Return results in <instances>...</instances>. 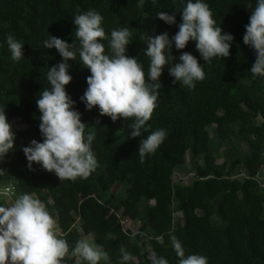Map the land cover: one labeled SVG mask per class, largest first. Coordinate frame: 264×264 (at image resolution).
Here are the masks:
<instances>
[{
  "label": "trees",
  "instance_id": "obj_1",
  "mask_svg": "<svg viewBox=\"0 0 264 264\" xmlns=\"http://www.w3.org/2000/svg\"><path fill=\"white\" fill-rule=\"evenodd\" d=\"M205 2L222 32L234 37L230 56L207 63L194 42L180 51L173 45L174 59L178 62L182 52H190L202 64L205 79L189 89L173 83L165 66L159 78L158 107L148 122L149 131L141 137L129 138L131 120L113 122L100 116L98 108L86 111L80 97L90 72L79 57L69 61L72 81L66 92L76 102L82 122L89 125L86 132L96 133L92 150L98 161L88 178L72 181L59 180L38 164L29 170L22 151L32 140L42 142L36 100L50 87L48 69L62 62L55 49L43 47V41L50 35L74 43L73 17L96 10L104 18L102 26L109 38L113 29H129L132 43L126 55L137 57L147 72V37L167 32L171 39L184 4L181 0L156 4L152 0L143 4L140 0H0V108H5L15 133L14 149L0 163L5 171L0 187L12 185L15 198L29 193L44 202L79 264L87 262L73 249L89 233L108 253V260L100 264H120L121 248L135 258L128 264H149L151 251L169 264H178L173 236L185 255L206 256L208 264H264V187L258 179L264 168V77L250 73L255 53L243 43L251 15L248 5L254 7L255 0ZM160 11L175 13L176 24L157 19ZM8 35L24 44L19 62L11 57ZM103 43L108 51V40ZM16 120L25 128H17ZM160 128L167 131L165 141L141 163L140 141ZM213 140L227 146L222 163L212 149ZM187 163H193V180L176 184L175 172ZM0 204L8 205L3 198ZM119 217L135 224V230H124Z\"/></svg>",
  "mask_w": 264,
  "mask_h": 264
},
{
  "label": "clouds",
  "instance_id": "obj_2",
  "mask_svg": "<svg viewBox=\"0 0 264 264\" xmlns=\"http://www.w3.org/2000/svg\"><path fill=\"white\" fill-rule=\"evenodd\" d=\"M144 0H140L143 4ZM158 0H152L156 4ZM184 7L177 33L169 38L164 32L149 35L144 54L149 58L148 70L137 57L126 55L132 43L128 28L113 29L110 38L102 26L104 18L96 10L78 13L73 17L75 41L50 36L43 41V47L55 49L62 62L47 71L50 87L43 89L36 100L39 116V132L42 142L32 140L22 149L29 170L33 164L54 173L59 180L88 178L98 167L92 150L95 131H87L89 125L82 122V115L76 109V102L66 92L72 81L69 61H76L90 72L86 78L87 88L80 97L86 111L99 109L100 116H107L113 122L118 119L131 120L129 138L141 137L148 132L149 120L158 107L157 101L162 87L160 77L165 66L179 83L194 89L197 82L205 79V72L195 56L182 52L178 62L170 54L173 45L177 51L195 43L200 58L211 63L214 58L227 59L234 40L233 35L222 32L220 24L205 0H181ZM249 23L245 26L243 43L255 53L250 69L253 77H264V0H255ZM156 18L166 25L176 24V15L160 11ZM108 40V51L103 41ZM78 41V44H77ZM8 49L14 61L23 58L24 44L12 35L6 37ZM99 123V121H97ZM92 128H96L91 126ZM167 131L163 128L152 131L140 141L138 154L143 163L146 155L153 154L165 141ZM15 133L9 123L5 108H0V163L14 149ZM5 171L0 169V176ZM58 221L48 211L44 202L34 194L23 193L9 205L0 204V264H62L69 252L66 239L57 236ZM115 239L114 234H109ZM94 234L89 233L76 242L73 249L87 264H100L108 260V253L101 245L94 243ZM173 250L178 264H208L203 255H185L181 242L172 237ZM120 264H128L134 256L121 248ZM149 264H169L168 260L151 251Z\"/></svg>",
  "mask_w": 264,
  "mask_h": 264
},
{
  "label": "rangeland",
  "instance_id": "obj_3",
  "mask_svg": "<svg viewBox=\"0 0 264 264\" xmlns=\"http://www.w3.org/2000/svg\"><path fill=\"white\" fill-rule=\"evenodd\" d=\"M14 125L20 129L25 128V126L17 120L14 122ZM211 132H212V129H210V134ZM212 149H214L219 154L220 157H219L218 162L222 163L225 160L224 157H225V154L227 153V146H225L224 144H220L217 140H213ZM174 177H175L176 184H179V185L190 184L194 178L193 163L191 164L187 163L184 169L175 172ZM258 179H259V182L261 183V186L264 187V168H262V170L260 171L258 175ZM174 219L178 220L179 215L176 214L174 216ZM76 226L78 227V222ZM122 226L124 230H128L129 228H132L134 231L136 225L133 223L131 225L130 221H128L127 223L122 224Z\"/></svg>",
  "mask_w": 264,
  "mask_h": 264
},
{
  "label": "built area",
  "instance_id": "obj_4",
  "mask_svg": "<svg viewBox=\"0 0 264 264\" xmlns=\"http://www.w3.org/2000/svg\"><path fill=\"white\" fill-rule=\"evenodd\" d=\"M0 198L5 199L7 204L9 205L14 199H15V188L12 185H6L0 187ZM120 218V217H119ZM121 224L127 223L128 220L120 218ZM123 227V226H122ZM57 236L59 238H63L65 236V233H63L59 228L57 231ZM62 264H79V261L77 259L76 255H71L69 252L66 254V256L63 259Z\"/></svg>",
  "mask_w": 264,
  "mask_h": 264
}]
</instances>
